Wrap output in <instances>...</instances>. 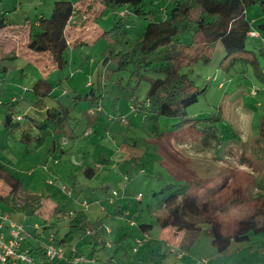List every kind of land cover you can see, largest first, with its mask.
Masks as SVG:
<instances>
[{
  "label": "rangeland",
  "instance_id": "rangeland-1",
  "mask_svg": "<svg viewBox=\"0 0 264 264\" xmlns=\"http://www.w3.org/2000/svg\"><path fill=\"white\" fill-rule=\"evenodd\" d=\"M54 1L0 0V20L3 16H10L15 20V26H18L25 15L48 16ZM73 1L77 6L81 5L80 0ZM152 1L156 15L161 7L173 2ZM171 5L172 3L167 8L170 9ZM91 14L92 11L89 16ZM254 16L264 19V13L258 7L249 9L248 18L252 28H257L259 21L254 24ZM92 18L90 17V23L94 21ZM130 18L131 16L129 21ZM81 20L75 21L79 25ZM147 22L134 20L129 23L128 31L132 43L139 38ZM113 23L114 19L110 13L94 26L98 32L111 28ZM78 28L80 27H77L75 32ZM9 31L11 32L5 34L0 31V59L4 58L3 65L8 68L6 75L5 72H0V90L6 92L4 95L0 92L1 101L11 97L14 88L32 86L38 78L45 77V74L53 83H57L58 78L69 77L55 88L52 95L53 98L66 103L77 94L90 92L99 84L101 91L97 92L103 95L102 103L98 105L101 110L93 107V114L90 112V115H87L88 110L92 108L89 101L77 104L72 112L75 137L70 138L66 133L47 136L39 148H34L30 142H21V131L15 132L14 138L5 132V113L0 106V164L5 165L23 182L15 206L14 201L10 204L0 203V209L7 212L14 222L22 223L31 234L40 232V238L46 243L55 237L56 229L60 233L57 237H61L66 231L69 217L83 209L90 220L101 217L108 226L107 236L110 244L107 247L112 246V239L120 233H126L124 249L130 255L133 253V234L137 230V225L131 223L150 222L154 224L149 231L153 240L145 244L141 252L144 255L147 246H150L151 250L167 252V264H264V233L250 234L249 241L233 242L220 256L212 245V235L209 234L211 227L204 225V232H201L198 241L192 245L191 252L178 259L177 254H181V249L174 242L178 241L181 230L172 227L165 230L156 222L157 216L163 210L162 200L169 194L170 189H165L164 193L157 195L155 192L167 188V184L219 178L221 180L223 175L248 170L240 159L242 149L253 142L264 119V82L254 75L251 63L236 62L227 68L229 59L222 62L226 52L221 45H217L210 64L199 62L193 66L191 77L200 87L206 86L207 91L189 108V113L199 119L218 110L223 113V122L219 124V147L205 148L193 137L196 133L184 135V126H173L177 120H156L138 116L131 110L130 100L144 99L150 78L156 75L149 74L137 87L136 81L130 78L129 70L116 71L118 62L110 57L108 50L112 47H109L107 42L101 40L78 50L69 49L66 54L68 67L64 71L54 70L48 75V72L38 71V65L31 63L34 54L26 46L27 27H14ZM260 31L257 28L260 35L250 37L247 49L256 52L261 67H264V31ZM3 41L4 43H1ZM20 55L22 57H19ZM14 56L17 58H9ZM86 56H90V60L80 69ZM23 71L28 73L24 77L21 76ZM91 83L92 86H89ZM27 97L18 106V112H26L25 114L35 117L37 108L31 104V95L28 94ZM20 114L17 117H22ZM93 117L94 121L91 122ZM26 121L22 129L32 132L33 126ZM162 133L164 135H161ZM54 140L58 145L56 151L53 150ZM111 157V168L101 173L98 169V176L86 178V167H94V164L98 163L104 165ZM8 192V185L0 181V194L5 195ZM256 192L255 190L254 194ZM58 205L66 212V217L62 215L57 227L49 230L46 241L48 234L44 233L41 223L45 220L56 222L51 211ZM116 205L123 210L122 219L112 215ZM38 225L40 226L36 229ZM165 232L169 233L172 241L169 242L172 244L162 241ZM30 237L32 239L33 235ZM81 247L83 248L79 252ZM87 247L84 243L79 244L78 240L74 241L69 251L72 255L68 257L66 250L62 261L76 263L75 259L82 253L89 255ZM98 254L103 260L108 256L104 250ZM122 254H119L118 260Z\"/></svg>",
  "mask_w": 264,
  "mask_h": 264
},
{
  "label": "trees",
  "instance_id": "trees-1",
  "mask_svg": "<svg viewBox=\"0 0 264 264\" xmlns=\"http://www.w3.org/2000/svg\"><path fill=\"white\" fill-rule=\"evenodd\" d=\"M172 1L171 8L166 11L167 15L158 17L152 0H80V6L73 0H55L48 16L25 15L18 26H15L16 22L12 17L3 16L0 20V31L5 34L10 33L9 29L14 27H27L26 46L34 54L31 63L38 65V71L48 72V75L54 70L64 71L68 67L66 54L69 49L78 50L101 40L107 42V45L112 47L108 50L110 57L118 62L116 71L129 70L130 78L136 81L137 87L149 74L156 75L150 78L144 99L130 100L131 110L136 115L156 120L175 119L177 122L173 126H184V135L196 133L193 137H196L199 145L205 148L219 147L222 110L200 119L189 113V108L207 91L206 86L200 87L191 77L193 66L199 62L210 64L214 49L221 45L226 52L222 62L229 59L227 68L236 62H249L254 75L264 82V67H261L256 52L247 49L252 26L246 14L249 8L254 7L264 13V0ZM90 9L93 14L89 16L86 12L88 10L89 13ZM110 13L114 19L111 28L98 32L96 28L94 31L92 27L86 29L101 22ZM90 17L94 19L91 23ZM75 20H81V23L78 25ZM134 20L148 22L143 26L139 38L132 43L128 27ZM77 27L80 28L75 32ZM257 28L264 31V20L257 24ZM6 35L8 37V34ZM3 59H0V72H5L6 75L8 68L3 65ZM89 60L90 56L84 57L80 69H83ZM27 74L23 71L21 76ZM44 76L38 78L32 86L14 88L11 97L6 101L0 100V106L5 113V132L14 138L15 132L21 131L19 140L30 142L34 148H39L47 136L66 133L70 138L75 137L72 112L77 104L89 101L97 108L103 99V95L97 92L101 91L100 84L88 93L75 95L69 103L53 98L55 88L69 77L58 78L57 83H53L47 78V74ZM89 86H92V83ZM0 92L1 95L6 94L4 90ZM28 94L31 95V104L37 108L35 117L25 114L26 112H18V106L28 98ZM97 109L101 110L99 107ZM19 114L22 117H17ZM23 120L33 126L32 132L22 129L25 125ZM240 159L246 164L247 171L223 175L221 180L219 178L184 184L171 183L166 185L167 188L155 192L157 195L164 193L165 189H170L169 194L162 200L163 210L157 216L156 222L163 228L174 227L182 230L186 235V251L196 242L204 225L211 227L212 245L219 255L224 254L233 242L249 241L250 234L264 233V119L253 142L243 146ZM85 173L92 178L95 168L86 167ZM0 181L9 187L7 194H0V203L10 204L14 201L15 206L17 195L22 188V180L5 165L0 164ZM253 188L257 191L256 194ZM22 208L27 209L25 206ZM59 213L60 205L54 208L52 215ZM113 214L123 216L124 213L116 206ZM57 219L58 216L55 223L49 224L48 220L41 223L44 233L57 227ZM134 223L133 225H137L136 229L142 233L149 232L154 226L150 222ZM88 231L91 241L87 243L92 245L91 255L97 249L106 250L110 244L107 239L109 230L103 219L98 217L91 221L83 210H78L69 217L67 231L61 237H57V229L55 237L47 241L48 234L45 238L47 242L44 243L40 238L41 233L35 231L30 233V236L33 235L32 239H25L22 249L27 250L37 264H75L66 263L61 259L50 260L46 253L47 245L72 244L87 235ZM126 239L127 234H123L112 241L113 244L109 247L112 248V255L107 259V263L167 264V252L152 250L146 258L137 253L140 245L137 244V239L132 245L133 253L130 255L124 249ZM139 239L142 240L141 244L146 241V238ZM166 243L170 244L169 241ZM121 252L123 254L118 260Z\"/></svg>",
  "mask_w": 264,
  "mask_h": 264
},
{
  "label": "built area",
  "instance_id": "built-area-1",
  "mask_svg": "<svg viewBox=\"0 0 264 264\" xmlns=\"http://www.w3.org/2000/svg\"><path fill=\"white\" fill-rule=\"evenodd\" d=\"M249 36L258 37L259 34L257 31L251 30ZM131 224L135 223L132 222ZM36 228H39V225ZM26 229L22 223L14 222L7 212L0 209V262L11 261L12 264H37L34 257L27 250L22 249L23 242L30 236ZM141 243L142 240L137 239V244ZM136 249L134 250L136 251ZM46 253L50 260H62L65 257L64 249L54 243L47 245ZM75 262L88 263L89 261L84 255H79Z\"/></svg>",
  "mask_w": 264,
  "mask_h": 264
},
{
  "label": "crops",
  "instance_id": "crops-1",
  "mask_svg": "<svg viewBox=\"0 0 264 264\" xmlns=\"http://www.w3.org/2000/svg\"><path fill=\"white\" fill-rule=\"evenodd\" d=\"M170 3L171 2H169V4L167 5V6H165V7H161L160 8V12L159 13H157V16L158 17H163V16H166L167 15V12L166 11H168V6L170 5ZM95 7H97V4H95L94 5ZM95 7L93 8V9H95ZM89 9V8H88ZM250 9V8H249ZM249 9L247 10V18H248V16H249ZM252 9V8H251ZM91 11V9L89 10V12ZM87 12H88V10H87ZM86 12V14L87 15H89V13H87ZM257 16H258V14H257ZM249 19V18H248ZM254 24L257 22V21H259V22H261L262 20H264L263 18L261 19V18H259V17H257L256 18V16H254ZM250 21V20H249ZM258 22V23H259ZM250 23H251V21H250ZM257 23V24H258ZM251 26H252V23H251ZM254 26V25H253ZM257 26V25H256ZM93 28V31H94V29L96 28L95 26H93V25H90V26H88V27H86V29H88V28ZM78 30V29H77ZM252 30H255V31H257V28H255V26H254V28H252ZM259 30V29H258ZM260 31V30H259ZM261 32V31H260ZM259 34V33H258ZM89 35V34H88ZM260 35V34H259ZM1 43H4V41L3 42H1ZM92 109H93V106H92V108L90 109V110H88V114L87 115H90V112L92 111ZM94 110V109H93ZM92 113V112H91ZM93 114V113H92ZM90 119V118H89ZM92 121H94V117H93V120H91V122ZM96 121V120H95ZM26 122H28V121H26ZM57 146V147H56ZM58 148V145L56 144V140H54V145H53V150L54 151H56V149ZM105 156V155H104ZM108 162H106L104 165H102V164H94L95 166L94 167H96L95 168V173H93L92 174V178L93 177H96V175L98 176L99 174H98V169H100L101 171L99 172V173H101L102 171H104V170H107L108 168H111L110 166H112V157L111 158H108ZM84 175L86 176V178H89L88 176H87V174L85 173V171H84ZM73 179H75V178H73ZM75 183H76V181H74ZM70 191V190H69ZM112 202V201H111ZM118 205V204H117ZM116 205V206H117ZM114 208H115V206H114ZM119 208H121V207H119ZM60 209H61V207H60ZM79 210H83V209H79ZM84 211V210H83ZM123 211V210H122ZM53 212V210L51 211V213ZM66 212H64V210H62L61 209V213H59V214H55L53 217L54 218H56L57 216L59 217V219L62 217V215H64ZM86 213V212H85ZM75 214V213H74ZM74 214H72V215H74ZM87 214V213H86ZM112 215H113V213H112ZM65 217H66V215H64ZM115 217H120V219H122V217L121 216H115ZM98 218V217H97ZM59 219H57V221H59ZM90 219V218H89ZM69 220V219H68ZM91 221H95V220H91ZM103 222H104V220H103ZM51 222L49 221V224H50ZM128 223V222H127ZM58 224V223H57ZM104 224H105V222H104ZM106 225V224H105ZM67 226H68V222H67ZM67 226L65 227V229H66V231H67ZM132 226V225H131ZM106 227H108L107 225H106ZM121 227V226H120ZM204 227V226H203ZM203 227H202V232H204L203 231ZM36 228V227H35ZM172 228H174V227H172ZM37 229V228H36ZM113 229V228H112ZM166 229H168V230H170L171 228L170 227H166L165 228V230ZM176 229H178V228H176ZM57 230V229H56ZM65 231V232H66ZM210 232H209V234L211 233V230H209ZM90 231H88V234L87 235H85L83 238H80V239H77L78 240V242H79V244H82V243H84V244H86V245H88V247H87V249L89 250V255L86 253H82L81 255H84L85 257H86V259L89 261L88 263H84V264H109V263H107L106 261H107V259L112 255V251H111V249L112 248H110V249H108L109 247H107L106 248V250H104V251H106L107 253H108V256L105 258V260H103V259H100V257H99V254H98V252H100V251H102V250H98L97 249V251H95V253L94 254H92L91 255V244H88L87 243V241H91V238H90V236H89V233ZM49 232H47L46 234H48ZM124 233V232H123ZM123 233H120L116 238H114V239H112V241H114V240H116V239H118L121 235H123ZM60 234V233H59ZM124 234H126V233H124ZM165 235H164V237L162 238V241H171L170 240V237H169V233H164ZM134 235V241H136V239H139V237H141V238H146V241L143 243V244H140L139 245V247H138V251H137V253H139V254H141L144 258H146V257H148L147 255H148V253L150 252V251H152L151 250V248H150V246H147L145 249H144V255L142 254L143 252H141V248L142 247H145V244H149L150 243V241L151 240H153V238H152V236H151V234H150V232H147V233H142V232H139L138 230H136V232L133 234ZM211 235H212V233H211ZM58 236V235H57ZM29 239H31V237L29 236ZM107 239H108V236H107ZM149 239H150V241H149ZM108 241H109V239H108ZM185 241H186V235H185V233L181 230V234H180V237L178 238V241H176V242H174L181 250H180V253L181 254H177V258L178 259H181V258H183L185 255H187V254H189L190 252H191V250H192V247L189 249V250H185V248L184 247H186L185 245ZM196 241H198V239L196 240ZM172 242V241H171ZM74 243V242H73ZM73 243L72 244H65V245H60L61 247H63V248H65L64 249V254H66V250L68 251V254H67V256L68 257H70L71 255H72V253H69V251H70V248H72V245H73ZM170 243V242H169ZM196 243V242H195ZM194 243V244H195ZM133 244H134V242H133ZM170 244H172V243H170ZM66 246H68V248L66 247ZM67 248V249H66ZM83 247H81V248H79V252H80V250L82 249ZM177 251V250H176ZM183 253V254H182ZM218 253V252H217ZM221 255H223V254H221ZM220 255V256H221ZM183 256V257H182ZM88 257V258H87ZM118 258V257H117ZM116 262V261H115ZM75 264H80V263H75ZM121 264V263H120Z\"/></svg>",
  "mask_w": 264,
  "mask_h": 264
}]
</instances>
